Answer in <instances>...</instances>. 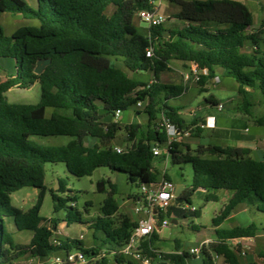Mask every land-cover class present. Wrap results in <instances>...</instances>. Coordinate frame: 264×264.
Returning <instances> with one entry per match:
<instances>
[{
	"label": "trees",
	"instance_id": "1",
	"mask_svg": "<svg viewBox=\"0 0 264 264\" xmlns=\"http://www.w3.org/2000/svg\"><path fill=\"white\" fill-rule=\"evenodd\" d=\"M176 4L175 18L182 25L165 28L163 25L140 31L136 24L140 10L152 9L150 0H36L35 7L26 0H0L3 13L20 14L38 25L19 27L11 35L0 25V58L15 60L14 72L0 83V264H11L25 255L45 259L56 253L82 251L90 264H136L119 253L132 232L136 221L123 215L116 223L120 205L115 197L116 184L104 179L97 182L99 192L111 190L102 205L101 214L87 222L81 211L70 207L65 218L67 225L88 223L98 246L85 247L83 240L66 237L60 245L51 239L60 225L57 219L47 220L41 209L47 188L46 164L65 163L68 171L77 176H90L100 167L128 175L131 183L148 184L160 180L156 160L163 158L173 165L191 164V186L182 192L183 201L200 189L216 192L225 190L233 196L221 213L214 218L215 239L202 249L203 264H217V253L230 264H241L237 249L229 239L254 238L263 229L256 222L231 228L219 227L241 204L254 205L264 213V157L250 156V150L238 146L199 145L183 150L181 143L172 142L167 154L156 159L155 145H164L168 136L159 127L162 114L175 127L200 137L203 128L198 118L188 123L181 106L172 104L186 90L182 85L164 83L161 74L172 71L171 62L194 63L207 70L199 82L202 92L207 80L221 68L226 77L237 83L242 97L240 109L250 114L248 89L260 92L264 99V19L258 32L249 33L254 25L250 7L240 0H166ZM113 5L115 11L107 14ZM248 43L250 51H245ZM152 49V56L147 50ZM51 59L42 74L34 69L38 60ZM134 74L152 73L151 81L132 77L117 65ZM1 67V66H0ZM40 86L36 104L12 103L6 93L13 87L27 89ZM208 104L216 106L213 98ZM142 102L144 108L138 106ZM142 106V107H143ZM52 109L50 116L47 110ZM117 110H133L131 123L114 121ZM144 116L146 123H141ZM255 123L264 126V115ZM197 125L196 128L192 126ZM125 129V146L118 153L112 146L118 132ZM37 136H70L66 145L51 146L37 141ZM126 147V149H125ZM207 154V156H206ZM163 177L171 180L164 172ZM59 192H73L68 181L59 179ZM40 190L37 203L28 211L11 204V194L26 187ZM54 210L59 211L68 201L53 192ZM140 194L129 195L135 202ZM207 199L219 200L216 193ZM167 211L159 215V222ZM197 212V211H195ZM10 219L19 231H31L28 244L18 243L10 227ZM55 229V230H54ZM100 233L101 237H97ZM144 242V251L158 259V264H188L190 252H157L153 241ZM177 250L180 245L177 243ZM264 259V251L261 252Z\"/></svg>",
	"mask_w": 264,
	"mask_h": 264
},
{
	"label": "rangeland",
	"instance_id": "2",
	"mask_svg": "<svg viewBox=\"0 0 264 264\" xmlns=\"http://www.w3.org/2000/svg\"><path fill=\"white\" fill-rule=\"evenodd\" d=\"M30 6L35 7L36 0H26ZM246 3L254 15V25L249 29V33L258 32L261 29V22L264 19V0H240ZM174 8H179L178 5L163 1L161 12L166 17V22L163 24L165 28L174 26H181V24L174 18ZM115 11V7L111 5L107 14L111 15ZM38 20L24 19L20 14L3 13L0 16V25L5 34L11 35L19 27L25 25H38ZM136 24L140 31H145L148 25L136 17ZM251 46L248 45L245 51H250ZM9 64L11 70L14 72L15 60L0 58V65ZM172 71L161 74V80L167 84H182L186 88V92L180 97L173 99L172 104L183 107L181 113L187 119L188 123H193V115L191 114H213L218 118V129L202 127L203 132L200 137L192 136L190 132H182L177 136L176 141L181 143V148L184 150L186 145H189L192 150H196L199 145H249L250 156L257 159L264 157V126H259L255 123V119L264 115V99L260 92L256 90H248V100L250 102V114L237 109V106L242 105V97L237 92V83L234 79L226 76H221L219 82L215 83L212 78L208 79L203 86L208 89L206 92L201 91L197 82L191 74V68L188 64H182L179 61H172ZM117 65L126 70L132 77H138L145 81H151L153 74H134L128 71L121 61H117ZM182 65V66H181ZM182 68V69H181ZM190 75L188 80H185L183 72ZM185 70V71H184ZM40 86L35 83L27 89H20L17 87L11 88L7 92L8 100L12 103L20 104H36L40 100ZM215 94L219 99L224 101L223 112H218L217 108L206 109L202 103L203 99L209 97L210 94ZM232 98L231 101H227ZM141 110L144 108L140 107ZM208 110V111H207ZM52 109L47 110V116H50ZM134 117L133 110L123 112L122 124L127 125L131 123ZM146 118H140L141 123H146ZM200 125V124H199ZM197 125L192 126L196 128ZM126 135L123 128L118 132L117 138L112 141V146H125L124 136ZM238 135V136H237ZM242 135V137L240 136ZM37 141L44 145L61 146L66 145L73 138L70 136H37L34 137ZM164 152L166 148L162 146ZM207 156V154H206ZM161 165V166H160ZM160 179L163 173L166 172L176 186L182 185L187 189L191 186L193 168L191 164L173 165L167 159H159ZM65 179L68 181V188L73 192H59L58 180ZM110 181L117 186L115 197L120 205L119 211L113 217L116 223L123 215H127L132 219L138 217L135 213V201L129 198V195L140 194V183H131L128 175L122 172H113L107 167L97 168L92 175L77 177L71 174L65 163H47L46 164V179L45 185L47 188L46 196L41 209V215L47 219H57L62 225L60 233L55 232L53 240L60 241L66 237L79 238L83 240L85 247H94L100 244V241L93 236V229L89 227L87 222L94 220L101 214L102 205L111 190L110 184H106V191L99 192L97 189V182L100 180ZM56 193L58 196L66 198L68 194L75 196V201H68L66 206L59 211L54 210L55 201L52 194ZM40 190L34 187L26 186L11 194V204L28 211L33 207L39 198ZM216 193L219 200L207 199V197ZM233 196L232 192L225 190L205 191L200 190L190 196L189 202L183 201L179 203L173 201L169 207V215L166 214L165 219L169 222L167 226H160L157 235L158 239L153 241V246L157 248V252L170 253L176 250V244L179 243L181 251L190 252L191 248H199L200 246H208L215 239L216 226L213 223L225 205ZM73 206V211L79 210L82 212L86 223H72L67 225L64 221L70 207ZM195 207L197 212L191 211ZM167 211V210H166ZM176 221V223H174ZM251 222H256L263 229L253 238V240H244L238 247L235 246L239 252L241 264H264V259L261 257V252L264 251V213L260 212L254 205H239L231 214L230 218L226 219L219 227L231 228L238 225H248ZM10 227L13 232L15 240L20 244H28L33 233L31 231H19L15 228L13 219H10ZM97 237H101L98 233ZM241 250V252H240ZM77 251V250H74ZM214 256V254H213ZM33 257L25 255L15 260L11 264H31ZM204 254L201 252L198 256H190L188 264H203ZM110 263L116 264L113 256H109ZM158 261V259H157ZM136 264H141L134 260ZM85 264H90L88 261ZM217 264H223L219 260Z\"/></svg>",
	"mask_w": 264,
	"mask_h": 264
},
{
	"label": "built area",
	"instance_id": "3",
	"mask_svg": "<svg viewBox=\"0 0 264 264\" xmlns=\"http://www.w3.org/2000/svg\"><path fill=\"white\" fill-rule=\"evenodd\" d=\"M164 0H150L153 5L152 9L140 10L137 16L145 22L148 27L160 26L166 22V17L161 12L162 3ZM147 56H152V49L147 50ZM191 74L194 80L197 82L198 87L203 74H208L207 70H200L196 64L190 63ZM190 75L185 77L188 80ZM139 107L143 106L142 102L138 103ZM217 109L223 110L222 105L218 104ZM121 111L117 110L114 115V121L120 119ZM159 127L167 133L168 140L162 145L166 148V151L162 149V146L155 145L153 148V154L156 159L167 154V150L171 149L172 142L176 141L177 136L180 134L175 125L171 122L170 118L162 114L158 121ZM202 127H215V117L209 116L205 122L200 124ZM186 132V131H184ZM118 153L122 152V147L115 146L114 148ZM140 198L135 202V213L138 215L136 225L133 227L132 232L128 238L126 244L119 249V253L127 258L137 260L141 264H158V261L144 251V242L150 241L154 233H157L160 226H167L169 222L165 219L159 222V215L165 212L173 201H175L176 185L172 180L165 177L148 184H142L140 186ZM191 211H197L195 207L191 208ZM244 240H253V238H235L227 240V243L235 248L239 246ZM53 245H60V241L51 239ZM205 245L199 248H191L190 254L198 256ZM236 249V248H235ZM241 252V250H240ZM181 253V252H177ZM213 259L216 263L219 260L223 261V264H230L225 261V258L217 253H214ZM87 258L82 251H71L56 253L41 259L39 257H33L30 261L31 264H85Z\"/></svg>",
	"mask_w": 264,
	"mask_h": 264
},
{
	"label": "crops",
	"instance_id": "4",
	"mask_svg": "<svg viewBox=\"0 0 264 264\" xmlns=\"http://www.w3.org/2000/svg\"><path fill=\"white\" fill-rule=\"evenodd\" d=\"M165 1V0H164ZM179 11V8H174V10H173V13H177ZM175 18V17H174ZM176 19V18H175ZM177 20V19H176ZM181 25H182V23L179 21V20H177ZM180 63H182V64H188V63H183V62H181V61H179ZM1 67H0V83L1 82H3V81H5L8 77H9V75H10V73H13V71L11 70V68H10V66H9V64H4V65H0ZM171 66H172V64H171ZM182 66V65H181ZM188 66H190V68H191V65L190 64H188ZM173 69V68H172ZM182 69V68H181ZM185 71V70H184ZM170 72V71H169ZM182 72H183V70H182ZM183 74H184V76L186 77L187 75L189 76V74L185 71V72H183ZM221 76H224V74H223V70L221 69V68H216V70H215V74H214V77L212 78L213 80H214V82L215 83H217V82H219V78L221 77ZM175 85H177V84H175ZM179 85H182V84H179ZM183 86V85H182ZM248 90H250V89H248ZM207 91H208V89H207ZM185 92H186V90H185ZM184 92V93H185ZM210 94V96L213 98V100H215L216 102H217V104H220V105H222L223 106V104H224V101L223 100H221V99H219L215 94H213V93H209ZM6 96H7V93H6ZM209 96V97H210ZM207 98V97H206ZM231 99L232 98H229L227 101H231ZM202 103L205 105V107H206V109H210V108H217L216 106H213V105H210V104H208V102L206 101V99H203V101H202ZM177 106H180V105H177ZM182 107V106H181ZM240 107L241 106H237L236 108L237 109H239V110H241L240 109ZM182 109H183V107H182ZM207 110V111H208ZM218 110V109H217ZM224 111V109L222 110V111H219L218 110V112H223ZM183 115V114H182ZM191 115H193V117L194 118H198L199 120H198V122H199V124H201L202 122H205V120H206V118L207 117H209V116H214L215 117V127H213L214 129L213 130H217L218 129V118L215 116V115H213V114H202L201 116L199 115V114H191ZM120 120L122 121L123 120V113H121V115H120ZM140 120V119H139ZM132 122V121H131ZM209 128H211V127H209ZM238 136V135H237ZM241 137H242V135H240ZM215 145H217V144H215ZM227 146H238V147H244V148H250L249 147V145H246V144H238V145H227ZM120 147H122V146H120ZM250 150V149H249ZM167 161V160H166ZM154 165H155V167L156 168H158L159 167V159L158 160H156L155 161V163H154ZM161 166V165H160ZM184 187V186H183ZM185 189H187L186 187H184V190L183 191H185ZM200 190H202V189H200ZM199 190V191H200ZM131 218V217H130ZM137 218L138 217H136V218H134V219H132L133 221H136L137 220ZM230 218V217H229ZM174 223H176V221H174ZM62 225H65L64 223L63 224H61V225H59V227H58V229L56 230V232H58V233H60V231H61V229H62ZM158 239V238H157ZM176 247H177V244H176ZM156 250H157V248L156 247H154ZM174 252H182L180 249L179 250H174Z\"/></svg>",
	"mask_w": 264,
	"mask_h": 264
},
{
	"label": "water",
	"instance_id": "5",
	"mask_svg": "<svg viewBox=\"0 0 264 264\" xmlns=\"http://www.w3.org/2000/svg\"><path fill=\"white\" fill-rule=\"evenodd\" d=\"M51 63V59H40L38 60L37 64H36V67L34 69V72L36 74H42L45 70V68ZM126 149V147H125ZM57 188H59V183H58V186ZM184 190V187L182 185H178L176 187V191H175V201L179 202V203H182L183 202V199L181 198V194ZM55 230V229H54ZM163 264H167L166 262H164Z\"/></svg>",
	"mask_w": 264,
	"mask_h": 264
}]
</instances>
